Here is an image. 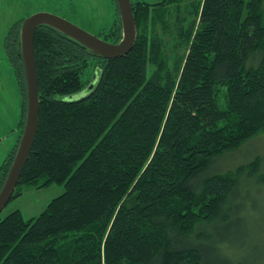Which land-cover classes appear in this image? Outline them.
Listing matches in <instances>:
<instances>
[{
	"label": "trees",
	"instance_id": "1",
	"mask_svg": "<svg viewBox=\"0 0 264 264\" xmlns=\"http://www.w3.org/2000/svg\"><path fill=\"white\" fill-rule=\"evenodd\" d=\"M112 2L115 20L96 36L118 44ZM263 5L132 0L137 41L116 59L39 27V128L13 199L29 187L65 192L30 220L20 211L0 219V264H248L240 252L255 247L238 241L236 258L231 241L246 225L241 178L260 177L263 159L211 171L264 133ZM22 22L7 55L23 117L0 192L27 117Z\"/></svg>",
	"mask_w": 264,
	"mask_h": 264
},
{
	"label": "rangeland",
	"instance_id": "2",
	"mask_svg": "<svg viewBox=\"0 0 264 264\" xmlns=\"http://www.w3.org/2000/svg\"><path fill=\"white\" fill-rule=\"evenodd\" d=\"M153 1V0H145ZM112 0H0V170L19 141V125L23 117V97L15 73L6 61L4 39L11 26L22 18L38 13H51L66 19L83 30L97 35L115 20ZM264 14V5H263ZM254 58L249 66H257ZM85 94V93H84ZM83 94V96H84ZM82 95H78L79 97ZM262 158L260 177L255 181L242 177L240 214L246 225L231 241V253L238 258V241L244 238L255 249L240 252L248 264H264V133L246 143L236 152L220 157L211 172L235 170L257 157ZM65 192L64 185L52 184L47 188L29 187L21 197L12 199L0 215L4 219L20 211L25 221L39 216L48 205Z\"/></svg>",
	"mask_w": 264,
	"mask_h": 264
},
{
	"label": "water",
	"instance_id": "3",
	"mask_svg": "<svg viewBox=\"0 0 264 264\" xmlns=\"http://www.w3.org/2000/svg\"><path fill=\"white\" fill-rule=\"evenodd\" d=\"M117 4L124 32L123 40L118 44L105 42L96 35L51 13H38L24 21L21 31V57L24 63L27 82V117L14 163L0 192V215L13 199L38 134L40 102L34 44L37 29L41 26H50L80 42L96 55L106 59L123 58L133 50L136 44L137 27L132 0H117ZM96 78H94V81H96Z\"/></svg>",
	"mask_w": 264,
	"mask_h": 264
},
{
	"label": "flooded vegetation",
	"instance_id": "4",
	"mask_svg": "<svg viewBox=\"0 0 264 264\" xmlns=\"http://www.w3.org/2000/svg\"><path fill=\"white\" fill-rule=\"evenodd\" d=\"M30 16H33V15H29V16H27V17L22 18V19L19 20V21L23 20L22 25H21V28H20L21 31H22V26H23L24 21L27 18H29ZM19 21H17V22H19ZM17 22H15L12 26H14ZM12 26H11V28H12ZM10 29H9V31H10ZM9 31H8V33H9ZM8 33H7V35L5 36V39H4V47H3V49H4L6 61L10 64V61H9L10 59H9V56L7 55V49H8V47H10V45L8 43V40H7ZM10 67L12 68V65L11 64H10ZM12 70H13V68H12Z\"/></svg>",
	"mask_w": 264,
	"mask_h": 264
}]
</instances>
